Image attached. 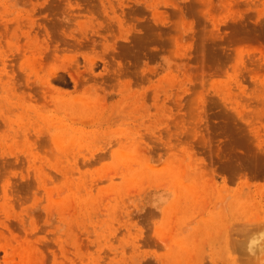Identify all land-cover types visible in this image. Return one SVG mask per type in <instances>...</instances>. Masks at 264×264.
<instances>
[{
    "label": "rangeland",
    "instance_id": "1",
    "mask_svg": "<svg viewBox=\"0 0 264 264\" xmlns=\"http://www.w3.org/2000/svg\"><path fill=\"white\" fill-rule=\"evenodd\" d=\"M0 264H264V0H0Z\"/></svg>",
    "mask_w": 264,
    "mask_h": 264
},
{
    "label": "bare ground",
    "instance_id": "2",
    "mask_svg": "<svg viewBox=\"0 0 264 264\" xmlns=\"http://www.w3.org/2000/svg\"><path fill=\"white\" fill-rule=\"evenodd\" d=\"M9 84H10V83H9ZM65 104H66V103H65ZM187 195H188V197H193L192 194L190 193V190H189L188 188H187V192L185 193L184 196H187ZM240 206H241V204H240ZM207 232H209L208 229H207ZM217 232H219V235H220V233H221L222 231H221V232H220V231H217ZM232 232H233V231H232ZM210 234H211V232L209 233V235H210ZM212 234H213V233H212ZM217 235H218V234H217ZM226 236H227V235H226ZM216 238H217V236H216ZM229 239H230V238H229ZM229 239H228V240H229ZM231 241H232V240H231ZM228 242H230V241H228ZM226 243H227V242H226ZM233 243H234V242H233ZM233 243H232V244H233ZM183 244H184V242H183ZM183 244H182V245H183ZM185 244H186V243H185ZM228 244H229V243H228ZM230 245H231V243H230ZM177 246H178V245H177ZM181 247H182V246H181ZM229 249H230V248H229ZM230 250H231V249H230ZM231 251H233V250H231ZM234 251H235V250H234ZM234 251H233V252H234ZM186 252H187V251H186ZM178 253H179V252H177V254H178ZM232 254H233V253L231 252V255H232ZM235 254H236V253H235ZM172 255H173V254H172ZM181 255H182V254H181ZM175 256H176V255H174V257H175ZM233 256H234V255H233Z\"/></svg>",
    "mask_w": 264,
    "mask_h": 264
}]
</instances>
